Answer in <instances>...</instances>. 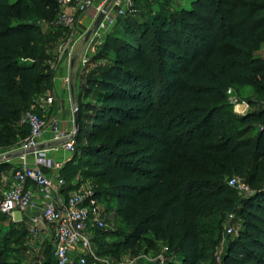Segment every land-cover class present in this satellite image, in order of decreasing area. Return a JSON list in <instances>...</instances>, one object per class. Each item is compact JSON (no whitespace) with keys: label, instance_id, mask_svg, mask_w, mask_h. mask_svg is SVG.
<instances>
[{"label":"trees","instance_id":"1","mask_svg":"<svg viewBox=\"0 0 264 264\" xmlns=\"http://www.w3.org/2000/svg\"><path fill=\"white\" fill-rule=\"evenodd\" d=\"M167 6L133 0L124 30L108 35L87 62L75 102L77 151L60 171L66 184L77 181L65 193L87 178L101 180L95 198L113 197L130 220L114 248L136 252L151 235L175 253L169 264H200L216 218L234 214L236 236L210 264H264V57L255 55L264 46V0ZM60 11L59 0H0L1 148L28 135L23 112L46 120L31 107L53 89L54 68L45 63L65 32L42 36L30 19L55 27ZM239 87L255 91L260 101L247 103L259 109L234 113L227 91ZM9 168L0 164V185ZM236 176L257 186L252 196L229 186ZM0 216L11 231L28 225ZM12 252L0 250V264ZM43 264H56L53 244Z\"/></svg>","mask_w":264,"mask_h":264},{"label":"built area","instance_id":"2","mask_svg":"<svg viewBox=\"0 0 264 264\" xmlns=\"http://www.w3.org/2000/svg\"><path fill=\"white\" fill-rule=\"evenodd\" d=\"M132 3L133 0H59L61 12L58 23L63 27L74 29L77 14L93 10L94 18H97L103 13L101 23L92 31L84 45L82 66L89 61L88 53L95 52L102 33L114 25L112 16H125ZM57 54L59 57L64 54L62 46L58 48ZM67 56L70 59L71 54L68 53ZM64 83L69 89L70 78H65ZM227 95L235 114L242 116L255 109L247 102H239L231 89L227 91ZM68 100L73 106L71 96H68ZM262 108L264 109V104ZM73 114L72 109V131H64L54 123L51 127L52 137L49 143H46L42 141L48 128L46 120L31 111L23 112L20 124L28 128V135L14 148L6 151L7 154L0 160V164L10 166H13L15 160L18 161L17 167L13 168V179L8 189L0 196V214L17 222L26 219L28 225L33 228L41 223L48 227L54 226L53 256L56 264H71L75 260L86 264L87 259L94 256L92 243L95 231L103 228L99 201L95 198L92 187L82 183L64 194L67 184L60 171L65 163L50 157L58 148L69 154L74 153ZM228 184L242 197L253 195L251 188L236 178L231 179ZM30 185L35 187L39 195L37 204L35 194L29 190ZM16 214H20V218L17 219Z\"/></svg>","mask_w":264,"mask_h":264},{"label":"rangeland","instance_id":"3","mask_svg":"<svg viewBox=\"0 0 264 264\" xmlns=\"http://www.w3.org/2000/svg\"><path fill=\"white\" fill-rule=\"evenodd\" d=\"M15 0H10L13 2ZM153 3V9H156L157 2H163L164 0H150ZM168 9L171 12L180 10V8H185L189 6L191 0H167ZM132 7V6H131ZM131 9V8H130ZM61 12V11H60ZM129 12V11H128ZM126 13L123 17L112 16L115 23L113 26L108 27L101 35L97 41V45L94 53H88V58L92 59L97 51L102 46L105 38L110 36H116L121 33L125 25L128 23L127 19L129 18ZM31 22L36 23L41 28V35H48L55 31L56 29H63L66 34H69L71 28L63 27L58 24V28L51 26L49 24L43 23L40 19L33 16ZM94 25L90 27L89 31L93 30ZM77 31V28H75ZM80 32V43L86 37V29ZM74 41H71L73 45ZM57 43L56 48L59 47ZM55 51V50H54ZM257 57H264V46L260 48L259 51L255 53ZM89 59V60H90ZM54 61L50 63L49 61L45 64L49 66L54 65ZM233 96L239 102H248V101H260L255 91L250 87H239L231 89ZM49 91H45L36 97H34L32 110L41 109V107L49 110V115L46 118L48 129L51 131V127L54 125V121L59 118L62 119L61 125L62 130L72 131L71 122L68 120L64 121V114L60 112V108L56 106L55 102H50L51 98L49 97ZM55 103V104H54ZM71 107L72 104L68 102ZM54 104V106H53ZM259 109V106H256L255 110ZM46 112V111H44ZM71 112V111H70ZM59 121V120H58ZM18 124L16 125V127ZM48 132V133H49ZM257 133L256 130H253L248 136H253ZM76 136V132H75ZM23 139H21L17 144H19ZM45 140L48 141L46 137ZM84 143V141H82ZM16 144V145H17ZM14 145L12 148H14ZM75 149L77 151L76 143L74 141ZM10 148H1L0 147V160L4 158L6 151ZM76 153V152H75ZM7 154V153H6ZM200 167V164L198 165ZM241 182H246L244 178L235 177ZM261 185L264 186V174L261 178ZM77 181V176L71 181L67 182V185L74 184ZM85 184L93 187H100L101 180H96L92 177L87 178ZM66 185V186H67ZM257 186H252L251 188L256 191ZM99 208L101 210V219L103 221V228L97 234L96 240L92 243V252L94 256L87 259L86 264H169L175 262V253L167 248V244L164 241H157L153 236H148V241H142L139 244L137 251H122L120 249L114 248V243L119 240V236L122 233H127L131 230L130 220L126 215L119 213V205L117 201L111 196H104L99 200ZM16 218H20V214H16ZM215 223L217 224L216 234L212 238H208L203 243V248L205 247V258L201 261L200 264H210V262L215 259L218 262L220 257L224 252L229 240L236 236V232L240 227V223L237 220L236 216L233 214H224L216 218ZM54 226H46L41 223L36 228H33L29 225L22 226L17 225V229L11 231L9 221L0 216V250L4 248H12L13 252L6 259L7 264H43L45 260V252L47 248L52 249L53 244V234ZM95 238V237H94ZM114 249L112 252H106L107 249ZM106 252V253H105ZM74 264H80L78 261H74Z\"/></svg>","mask_w":264,"mask_h":264},{"label":"crops","instance_id":"4","mask_svg":"<svg viewBox=\"0 0 264 264\" xmlns=\"http://www.w3.org/2000/svg\"><path fill=\"white\" fill-rule=\"evenodd\" d=\"M76 19H77V23L75 28H77V31L75 28L71 29L69 34L65 33L64 38L58 42L60 44L59 47L62 46L64 48V54L61 57L58 56L57 50L59 47L52 52L53 59L55 60L53 65L54 78H53V89L52 91L49 92L50 93L49 97L51 98V102H55L56 104L55 103L54 104L58 106V108H60V112L64 114V121L68 120L67 118L70 117L69 121L71 122L72 129H73L72 109L75 112L76 109L75 102L77 97L80 95V91L83 86L84 76L88 71L86 65L82 66L81 64V56L86 42L83 40L80 43V32H83L82 30L86 29V33H88L90 27L94 25L96 18H94L93 10H90L83 14H77ZM74 40L75 43L72 45L71 41ZM68 53L71 54L70 59L67 56ZM67 77H69L71 80L69 89H67L64 83V79ZM68 96H71L73 107H71L68 103L69 102ZM41 109L43 111H46L44 112V117L46 119L49 115V110H47L44 107H41ZM73 118H74V114H73ZM58 120L54 121V123L61 125V121L63 120L60 118ZM60 125L59 127L61 128ZM47 129L45 130L42 141L49 143L52 134L51 131L49 132L47 131ZM46 137L48 138V141L45 140ZM50 157L53 158L55 161L66 163L68 160L72 158V154H69L63 151L61 148H58L56 151L50 154ZM13 163H14L13 166L11 165L10 168L7 169L1 175L0 196L4 191L8 189L10 182L13 179V168L17 167L18 161L15 160ZM29 190L35 194L34 199L37 204L39 202V195L36 193L35 187L33 185H30ZM63 193L65 194V192Z\"/></svg>","mask_w":264,"mask_h":264},{"label":"water","instance_id":"5","mask_svg":"<svg viewBox=\"0 0 264 264\" xmlns=\"http://www.w3.org/2000/svg\"><path fill=\"white\" fill-rule=\"evenodd\" d=\"M102 18H103V13H100L96 20H95V23H94V27H93V30H96L99 26V24L101 23L102 21ZM92 30V31H93ZM92 31H89L87 34H86V37L84 39V41L86 42L87 39L89 38L90 34L92 33ZM78 123H79V113H78V110L75 109V112H74V128H75V132H77L78 130ZM42 147V146H41Z\"/></svg>","mask_w":264,"mask_h":264}]
</instances>
